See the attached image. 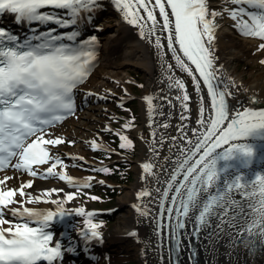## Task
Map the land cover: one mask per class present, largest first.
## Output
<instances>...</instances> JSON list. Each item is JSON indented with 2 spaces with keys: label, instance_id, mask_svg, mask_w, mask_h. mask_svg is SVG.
<instances>
[{
  "label": "snow or ice",
  "instance_id": "snow-or-ice-1",
  "mask_svg": "<svg viewBox=\"0 0 264 264\" xmlns=\"http://www.w3.org/2000/svg\"><path fill=\"white\" fill-rule=\"evenodd\" d=\"M112 2L125 22L136 26L141 37L155 45L161 58L170 53V60H165L161 68L169 73L165 81L168 90L178 91L175 100L181 107V121L189 119L186 113L192 98L184 79L175 75L177 70L191 78L201 101L196 120L200 127L191 130L194 139L184 131L185 125L177 129L179 138L169 137L167 150L171 153L176 149L175 161L171 156H160V148L165 146L163 135L150 149L151 162L142 165L145 186L137 193L141 203L133 207L141 216H149L152 212L148 205L158 204L153 216L158 240L175 233L178 246H182L190 222L196 235L211 232L219 239L222 234L232 246L249 254L264 252V172H253L258 157L264 163V154L258 152L264 144L255 143L264 142V108L236 111L230 107L229 98L234 95L230 89L236 85L230 78H222V65L217 64L215 55L217 19L225 16L235 22L233 26L241 35L258 38L261 43L257 50L264 51V0H219V7L213 6L216 0ZM101 6L102 0H0V15L15 14L17 23L56 26L23 38L0 28V264H61L64 255L74 251L59 240L54 242L49 229L57 218L63 220L70 214L65 204L76 194L56 199L53 194L64 189L52 188L43 192L49 199L30 198L26 189L32 188V181L20 182L18 187L8 182L27 174L42 179L54 177L81 191L92 187L94 177L78 179L57 171L58 166L66 165L52 149L66 143L53 130L75 115L76 92L97 60V37L80 39V22L87 21ZM165 48L167 51H163ZM260 62L264 64V59ZM202 85L210 97L207 116ZM144 100L149 126L167 129L169 125L156 117L170 115L164 112L165 105H177L167 94L148 95ZM249 103L258 101L250 98ZM132 127L134 118L122 125L126 130ZM107 130L121 141L119 149L133 147L129 136L111 127ZM152 136L157 133L153 131ZM185 141L189 147L181 148L180 143ZM91 147L113 151L96 140L91 141ZM44 165L49 166L41 172ZM93 171L108 173L109 169ZM17 196L27 198V204L50 203L56 210L24 206L25 201H17ZM144 198H148L146 203ZM75 214L86 217V227L80 230L83 240L101 242L102 224L94 222L95 214L82 207ZM167 259L171 261V256Z\"/></svg>",
  "mask_w": 264,
  "mask_h": 264
},
{
  "label": "bare ground",
  "instance_id": "bare-ground-1",
  "mask_svg": "<svg viewBox=\"0 0 264 264\" xmlns=\"http://www.w3.org/2000/svg\"><path fill=\"white\" fill-rule=\"evenodd\" d=\"M214 7H219V0H216ZM239 7V6H232ZM107 13L108 16L100 18L102 25V32L106 36H103L104 41L101 43L98 40V51L96 53L97 60L95 67L93 68L90 76L86 82L80 86L79 91L76 92V104L83 111L77 119H66L60 125H57L53 130L55 136L61 137L65 135L79 144V148L69 151V160L78 163L79 169L69 170L67 167H57V171L66 172L73 178L87 179L88 177H94L91 183H97L99 180L105 181L104 184L110 183L105 177L98 176L97 174L90 173L93 169L87 168L94 165L93 154L94 149L91 147V141L96 140L97 143H101L108 147L105 140H97L99 132L109 127H113L110 118V112L105 102L107 100L122 98L118 96L121 89L128 90V81L132 78L131 71L135 70L143 75L144 85L142 94L138 96L139 105L141 109L140 120H137L138 125L128 132L124 130L126 134H131L137 139L139 151L136 159L134 160L133 169L135 173V180L131 185L127 186L121 196L118 198V215L114 228L108 232H102L103 240L101 242L86 243L81 236V228L86 227V217H82L75 214L77 208H84L88 211L87 205L82 202L76 194L77 188H73L68 185L66 181H60L57 179L55 182H50L42 185L35 186V180L33 177L27 174H20L19 180L13 178L8 183L12 187H18L20 182L32 181V188L26 189L28 197L35 198L41 196L42 199H49L43 196V192L48 189H64L63 193H54L52 198L61 199L66 198V194L75 193V199L65 204V210L69 215H66L63 220L57 218L49 229L54 235V242L56 240L61 241L62 245H70L74 248V251L68 252L64 256V263L61 264H77L75 262H68L70 257H74L73 252L82 250L83 254H88L89 257H95L102 260L107 254L111 257L112 262H118L125 260L127 257L137 260L140 264H172V260L167 258L171 254L166 253L168 246L170 247V238L166 235L158 240L155 232V220L153 216L156 213L158 204L151 203L148 205L152 215L141 216L140 213L133 207L138 203H141L137 199V193L145 186V180L142 178L145 173L143 171V163L150 161V149L153 148L156 140L163 135L164 147L160 148V156H171L175 161L176 149L174 148L171 153L168 152L170 146V136H176L179 138L180 133L177 129L181 125H185L184 131L188 133L190 138H193L192 129H198L200 126L196 123L198 116V107L201 104L200 98L193 90L192 80L185 73H181L178 70L175 75L184 79L188 94L192 98L188 103L190 108L186 113L189 119L181 121V107L179 102L175 100V96L178 94L177 90L169 91L167 87V76L169 73L161 68V64L165 60H170V53L168 56L161 58L158 54L155 45L150 44L144 38L141 37L139 30L136 26L130 25L123 19V14L115 8L112 0H102V6L98 11L92 13L87 21H81L80 26L88 28L91 27V20L101 13ZM86 15V14H85ZM3 21L10 27H13L17 33L26 32V36L30 37L36 30L38 23L25 24L23 22L17 23L15 21V14L4 13L1 15ZM157 19H161L157 14ZM218 28L215 32L216 35V52L218 57L217 64L222 65L220 73L223 77L230 78L235 82V87L230 90L234 93L229 98L230 107L236 111H242L244 108L252 107L254 109L264 108V64H261V60L264 59V51H258V45L261 41L258 38H249L241 35L238 30L233 26L234 21L230 17L217 19ZM31 26L32 28H25ZM55 25H45L43 29L39 31H45ZM91 30V29H90ZM29 31V32H28ZM70 31V29L62 30V32ZM20 33V34H21ZM92 37V36H90ZM88 37V38H90ZM87 38V39H88ZM162 43L166 44V41L162 38ZM163 51H167L165 48ZM241 61L247 63L248 73L240 71L238 67L241 65ZM173 64L174 61H170ZM234 62H237L234 65ZM194 68V65H192ZM203 91L201 95L204 96L203 106L205 108V116L209 112L210 97L206 92V88L201 86ZM92 95H89V94ZM131 94V93H130ZM167 94L171 99L173 105L177 107L164 106V112L167 115L165 117L157 116V120H162L169 125L167 129L159 128L155 124L149 126V117L146 111L147 105L144 97L148 95L163 96ZM124 96V95H123ZM125 97V96H124ZM253 98L258 103L250 104L249 99ZM121 101V100H119ZM96 102L97 104H92ZM88 108H87V107ZM234 114V113H232ZM75 116V115H74ZM72 116V119L74 118ZM71 121V122H70ZM144 128H148L151 133V139L148 142V137L145 135ZM157 133L156 137L152 136V132ZM181 148H187V142L180 143ZM90 155V156H89ZM72 157H83V160L71 159ZM45 167L44 170H46ZM171 172V167H169ZM9 175H13L11 171ZM2 175V174H0ZM239 196H236V199ZM17 201L26 199L22 197L21 200L15 198ZM148 198H144L146 203ZM27 207L39 208L44 210H56V206L50 203L39 204H27ZM7 218V216H6ZM34 226V225H33ZM192 224L189 222L188 230L186 231L188 238L184 243L186 264H193L191 259V248L194 247L198 250L201 258L199 264H264V252H256L249 254L246 249L239 246H232L227 237L222 234L219 239L215 235L208 237V234H203V239L197 240L196 243L192 240L191 233ZM136 232L135 236L130 233ZM99 250H101L99 255ZM99 255V256H98ZM87 255H85L86 257ZM171 256V255H170ZM96 260V259H95ZM98 262V261H97ZM101 264V262H98Z\"/></svg>",
  "mask_w": 264,
  "mask_h": 264
},
{
  "label": "rangeland",
  "instance_id": "rangeland-1",
  "mask_svg": "<svg viewBox=\"0 0 264 264\" xmlns=\"http://www.w3.org/2000/svg\"><path fill=\"white\" fill-rule=\"evenodd\" d=\"M237 62H234V65H236ZM240 71H244V73H248L247 69V63L245 61H241V65L238 67ZM132 78L128 81V90L121 89L119 91L118 96L122 97L119 99H112L107 100L105 103L106 106H108L111 118L110 121L113 125V127L118 131H120L122 134L129 136V138L133 142V147L131 149H124L121 150L118 148L119 143L121 141L119 138L114 135L113 133L109 132L107 129L102 130L99 132V136H97V140H105L108 144V148L112 149L113 151L107 152L100 149H96L93 151L92 157L94 158L95 162L94 165L88 166L87 168L90 169H98V165L103 164L106 160L109 161H116L124 163V168L129 170V173H126V176H129V181H127L124 184H118L116 177L112 174L111 170L108 173L103 172H97L90 170V173H95L98 176L105 177L109 180L110 183L107 184H100V183H93L91 188L80 190L77 188L76 194L79 197V199L84 202L87 205L88 211L93 212L95 215L93 217L94 222L102 224V228L100 229L103 232H108L109 230H112L114 228L116 217L118 215V210L116 207H119L118 205V198L121 196L125 190V188L135 180V173L133 169L134 160L136 159L137 153L139 151L138 142L137 139L134 136H131V134H126L124 131L125 129L122 128V125L128 122L130 119L134 118V127L131 129H127L128 132L133 130L137 125V120H140L141 116V109L139 105V98L142 94V89L144 85V79L143 75L140 72H137L135 70L131 71ZM142 86V87H141ZM131 93V94H130ZM125 97H124V96ZM121 100V101H119ZM123 101V107H121V102ZM92 104H97L96 102ZM87 107V106H86ZM88 108V107H87ZM88 111L87 109H82L81 107L78 108L75 112V116L72 120L77 119L79 115L83 111ZM70 121V122H71ZM145 135L148 137V142L151 139V133L148 128H144ZM61 138H63L66 143L56 146L54 149V153L59 156L61 159L64 160V163L70 171L73 169H79L78 163L71 162L69 160L70 156L68 154L69 151H73L77 148H79V144L76 142V140H73L67 136L61 135ZM70 141H75V143H68ZM119 151V152H116ZM90 156V155H89ZM107 157V158H106ZM75 165V166H73ZM118 164L112 165L116 166ZM49 165L40 166V171L43 172L45 167H48ZM111 167V168H112ZM117 167H114L115 169ZM121 168V167H120ZM35 180V186L55 182L57 179L54 177H49L47 179H42L39 176L33 177ZM96 196L99 199L98 200H92L90 197ZM17 199L21 200L22 197L17 196ZM113 209H116L115 212H112ZM104 218V220L102 219ZM108 219V220H106ZM188 235L184 234L183 243H182V253L180 256L181 264H186V255H185V246L184 243L187 240ZM168 246V244H167ZM166 250V253H169V248ZM201 258V255H199V259ZM104 264H140L137 260L133 258L127 257L125 260H121L118 262H105Z\"/></svg>",
  "mask_w": 264,
  "mask_h": 264
},
{
  "label": "trees",
  "instance_id": "trees-1",
  "mask_svg": "<svg viewBox=\"0 0 264 264\" xmlns=\"http://www.w3.org/2000/svg\"><path fill=\"white\" fill-rule=\"evenodd\" d=\"M114 167H117V168L113 169ZM111 171H112V174L116 177L117 182L119 184H124L127 181H129V176H126V173H129L130 171L125 169L123 164H118L116 166H113L111 168Z\"/></svg>",
  "mask_w": 264,
  "mask_h": 264
},
{
  "label": "water",
  "instance_id": "water-1",
  "mask_svg": "<svg viewBox=\"0 0 264 264\" xmlns=\"http://www.w3.org/2000/svg\"><path fill=\"white\" fill-rule=\"evenodd\" d=\"M211 235H212V233H209V234H208V237H210ZM197 236L200 237L199 240L203 239V238H202V237H203V234H201V235H197ZM194 264H199V259H198Z\"/></svg>",
  "mask_w": 264,
  "mask_h": 264
}]
</instances>
